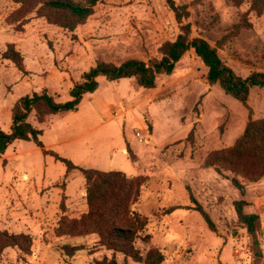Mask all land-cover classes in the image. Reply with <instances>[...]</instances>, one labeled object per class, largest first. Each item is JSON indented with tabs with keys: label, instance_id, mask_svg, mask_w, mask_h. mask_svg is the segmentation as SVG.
Segmentation results:
<instances>
[{
	"label": "rangeland",
	"instance_id": "374dc122",
	"mask_svg": "<svg viewBox=\"0 0 264 264\" xmlns=\"http://www.w3.org/2000/svg\"><path fill=\"white\" fill-rule=\"evenodd\" d=\"M175 1L187 7L184 22L192 37L216 48L238 76L264 73V11L253 9V0ZM19 9L12 0H0V129L7 132L20 98L47 89L56 101H69L74 85L99 62L150 63L181 32L167 0H100L74 32ZM9 44L22 54L25 74L3 59ZM97 81V91L86 93L77 110L48 116L41 124L35 112L30 114L28 121L43 130L45 149L79 167L122 171L140 180L131 209L145 224L136 243L144 257L158 249L162 264H264V178L251 183L207 167L211 153L241 137L249 109L209 84L208 68L194 50L171 74L159 75L153 89L140 87L134 78L100 76ZM248 105L253 119L264 118V86L251 89ZM66 172L64 163L44 155L33 140H17L0 155V229L34 240L32 255L8 248L0 264H97L105 258L140 264L106 249L98 234L86 239L55 235L64 215L63 196L67 217L88 211L84 176L74 170L65 177ZM239 200L248 202L246 213L260 217L255 237L239 224L234 206ZM80 243L86 249L73 258L60 251L64 244Z\"/></svg>",
	"mask_w": 264,
	"mask_h": 264
},
{
	"label": "trees",
	"instance_id": "16d2710c",
	"mask_svg": "<svg viewBox=\"0 0 264 264\" xmlns=\"http://www.w3.org/2000/svg\"><path fill=\"white\" fill-rule=\"evenodd\" d=\"M20 6V13L28 15L35 13L38 18L45 19L48 24L59 26L70 32L84 24L94 13L100 0H12ZM237 1V0H233ZM174 11L176 20L181 26V32L174 42L165 43L160 52V59H153L150 63L131 59L117 66L112 63L99 62L83 76V81L74 85L70 91L71 100L58 102L45 89L40 93H33L20 98L12 110V126L9 132L0 129V155L17 140L31 141L41 148L44 155L54 157L67 167L65 177L72 171L79 170L86 180V201L88 211L80 218L66 216V196H63L61 210L64 213L59 220L55 235L58 238L86 239L92 234H98L100 244L109 251L124 254L140 264H162L164 256L158 249L147 252L144 257L136 247L139 233L144 229V221L133 214L132 205L140 193L141 182L137 178H130L122 171H102L94 168H83L75 165L71 160L45 149L40 141L43 130L28 121L35 112L37 121L41 124L51 115H58L77 110L83 96L93 93L99 88L98 77L105 76L110 81L134 78L137 84L145 89H153L159 75L171 74L181 59L191 50L202 60L208 68V82L211 86H219L225 93L242 103L249 109V121L241 137L229 148L217 150L207 158V167L222 174L230 171L237 176L257 183L264 178V118L253 119L252 110L248 105L251 89L264 86V73L253 72L247 78L238 76L227 66L218 54L216 48L200 38L192 37L190 24L184 22L187 17V7L178 6L175 0H167ZM252 7L256 11H264V0H253ZM3 59L11 61L15 67L25 74L24 58L14 44H9L3 54ZM235 187L244 194V187L237 178L232 179ZM245 200L234 203L241 227L248 234L255 237L261 220L257 214H248ZM196 210L202 214L210 229L215 231V225L200 205ZM258 245V242H255ZM34 240L27 233H9L0 229V256L8 248H17L26 256L32 255ZM86 245L64 244L60 251L66 257L73 258L84 251ZM258 257L261 253L258 252ZM97 264H116L105 258Z\"/></svg>",
	"mask_w": 264,
	"mask_h": 264
},
{
	"label": "built area",
	"instance_id": "2783aa9c",
	"mask_svg": "<svg viewBox=\"0 0 264 264\" xmlns=\"http://www.w3.org/2000/svg\"><path fill=\"white\" fill-rule=\"evenodd\" d=\"M137 135H138L139 137H141V134H140V133H138Z\"/></svg>",
	"mask_w": 264,
	"mask_h": 264
}]
</instances>
